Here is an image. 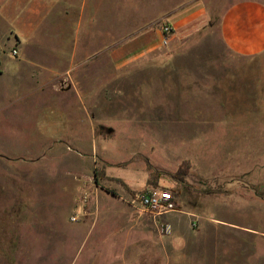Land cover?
<instances>
[{"label":"rangeland","instance_id":"374dc122","mask_svg":"<svg viewBox=\"0 0 264 264\" xmlns=\"http://www.w3.org/2000/svg\"><path fill=\"white\" fill-rule=\"evenodd\" d=\"M234 1L109 0L110 18L124 13L127 30L140 16L153 41L140 63L117 69L110 49L108 64L81 70L66 145L38 133L32 114L0 127V264H44L56 227L84 233L100 194L115 207L109 240L127 205L134 225L151 216L140 234L186 237L181 264H264V55L224 45L221 17ZM197 2L207 18L184 33L176 22L187 13L170 16ZM167 189L169 213H184L178 231L131 204Z\"/></svg>","mask_w":264,"mask_h":264},{"label":"crops","instance_id":"0c3cea01","mask_svg":"<svg viewBox=\"0 0 264 264\" xmlns=\"http://www.w3.org/2000/svg\"><path fill=\"white\" fill-rule=\"evenodd\" d=\"M185 13L176 22L184 33L207 18V9L200 2L170 17ZM124 18V13L110 18L109 0H0V127L22 125V116L32 114L38 133L66 145L71 128L66 104L71 91L79 92L81 70L93 61L108 64L110 49L117 69L140 63L139 56L153 41L150 31L141 33L140 16L132 15L135 21L127 30ZM220 32L233 54L244 58L264 55V0H238L228 5L221 17ZM125 34L133 35L127 43ZM108 199L106 194L99 195L97 217L82 224L84 233H71L62 224L56 227L44 264L182 263L186 237L140 234V223L151 216L134 225L127 205L121 206L118 237L107 239L111 229L107 219L115 210ZM183 217L184 213H168L158 220L178 231ZM132 231L137 233L129 235ZM99 242L112 246L95 258L86 251L91 244L94 252ZM155 254L159 259L151 256Z\"/></svg>","mask_w":264,"mask_h":264},{"label":"built area","instance_id":"2783aa9c","mask_svg":"<svg viewBox=\"0 0 264 264\" xmlns=\"http://www.w3.org/2000/svg\"><path fill=\"white\" fill-rule=\"evenodd\" d=\"M164 30L170 33L171 28L166 27ZM164 43H167L166 38H164ZM14 54L16 55V52ZM131 204L134 208L142 212L167 214L174 209L175 202L173 193L167 189L164 191H150L139 194L131 201ZM78 219V216L72 217L73 221H77Z\"/></svg>","mask_w":264,"mask_h":264}]
</instances>
